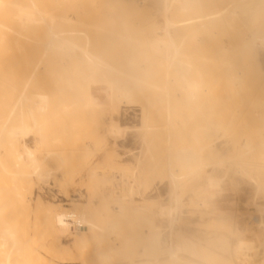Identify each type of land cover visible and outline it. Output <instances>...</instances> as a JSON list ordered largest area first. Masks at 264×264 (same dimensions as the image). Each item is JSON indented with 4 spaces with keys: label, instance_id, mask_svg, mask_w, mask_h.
I'll list each match as a JSON object with an SVG mask.
<instances>
[{
    "label": "rangeland",
    "instance_id": "374dc122",
    "mask_svg": "<svg viewBox=\"0 0 264 264\" xmlns=\"http://www.w3.org/2000/svg\"><path fill=\"white\" fill-rule=\"evenodd\" d=\"M136 34L144 37L145 40L144 32L136 30L134 35L139 37ZM135 37L133 36L130 42L136 44L139 50L140 47L142 48L140 51L137 50L138 53L135 55L137 61L138 54L145 56L142 51L144 50V53L148 48L143 45V38L140 43H137L141 38ZM134 38L137 41H133ZM227 40L236 44L238 42L240 45L234 51L233 60L238 61L235 68L239 71L243 67L249 76L253 75V82L249 81L244 86L241 85L239 92L236 90L237 86L223 80L220 83H223L222 86L219 84L216 90L220 89L222 94L226 91L225 94L230 93L232 96L238 95V92H244L248 100L247 109L252 111L256 109L255 103L264 98V43L259 47L248 45L244 47L240 38ZM125 41H129V38ZM150 48L154 52H151ZM210 48L204 51L205 55L204 52L202 53L207 57L206 61L213 59L210 56H218L220 53L219 50L211 48V51L215 52L213 54ZM119 49L120 46L112 50L116 53ZM124 49L126 48L121 46V52L117 53L124 54ZM148 51L150 54L154 53L151 54L154 56H150L147 52L148 56L145 59L151 57L155 61L158 60V54L154 48L149 47ZM251 51L254 54H251ZM207 52L210 53L207 54ZM144 56L142 59L139 57L138 61L144 62ZM158 64L161 62L159 61ZM157 65H153V68L150 66V69H153L149 73L151 78H156L161 73V70L159 72L161 65H158L160 68L156 67ZM69 66L71 65L63 66L62 63H58L53 68L54 71L50 70L51 76H45L46 78L44 77L33 86V88H45L46 85L52 87L54 106L59 107L66 101L67 104H74H71L72 110L76 111V114L70 109L69 112L53 111L50 116L45 115V119L39 118L40 127L35 131L39 128L41 131L32 132L28 138V144L37 163L43 165L40 171L33 175L18 176L17 171L23 170L25 173L28 164L21 165V161L18 162L15 150L9 153L4 152L0 146L2 159L0 226L9 227L15 233L16 259L19 261L26 259L32 264H49L50 262L89 264L93 262V259L109 261V264H147L139 260L154 256L152 252L149 254L151 251L149 240L144 237L151 222H159L160 228L165 226L164 230L167 232L170 227L171 230L175 228L173 230L175 236L183 238L187 235L189 241L199 244L193 246L197 251V257L205 263H209V260L213 258L212 253L207 254L210 252L207 248L210 245L209 238L216 232H226L230 241L241 236L251 238L254 245H259L257 235L262 232L264 235V231L257 227L260 220H264V192L257 194L256 185L264 182V175L251 165L264 161V158L259 151L252 149L253 147L240 156L239 152L226 148L224 143L235 142L240 136L248 137L250 140L257 139L258 137L254 138L256 131L264 125V121L258 118L260 112H255L257 115L255 118L234 119L224 133L221 128L205 129L203 127L207 122L211 125L222 122L221 118L211 117L207 111L212 103L210 95L199 101L198 110L192 108L190 111V107L188 109L186 105L182 107L183 111L182 109L172 110L168 121L172 124L173 151L181 145L197 146L196 140H200V134L202 135L200 138L203 136L207 138L206 140L203 137L204 139L202 138L200 142H209L212 138H218V144L222 147V151L217 155L206 157V161L210 164L201 176L189 173L192 177L191 182L183 188L181 202L177 207L176 193L173 192L169 173L173 171L182 177L192 172L194 167L183 166L181 162L175 160L174 156L169 163L165 154L161 162H156L157 159H154L155 163L152 165L149 158L151 151L165 150L167 146L164 135L153 136L147 130L149 125L155 124V117L156 124L167 122L166 117L163 116L166 114L162 110V105L159 106V102V105L156 104L160 109L158 110L155 108V100L152 99L153 107L148 103L151 114L143 115L144 98H122L119 103L113 104L110 98L107 99L110 93L108 85L98 82L95 77L84 84L72 86L68 76L69 68H71ZM7 70L8 68L5 69ZM154 71L158 73L155 74ZM202 73L205 76L206 73L209 75V77L201 75L205 79L208 78V80L203 79L204 82L213 79V72L210 69H204ZM74 92L79 94L84 92V96L74 99L72 96ZM75 102L79 104L81 110L75 109L77 108ZM156 110L161 113L155 112ZM164 119H166L165 122H163ZM27 120L30 122L32 118L27 116ZM75 126L79 127L75 128ZM197 127L200 131L199 133L196 131L198 135L193 132L194 129L197 130ZM150 136L154 137L153 144H151ZM17 149L20 150L19 147ZM235 162L241 164L237 165ZM244 169L249 173L244 174L242 172ZM210 178L212 184L209 183ZM197 188L201 191V196L195 195ZM163 190H166L165 194H162ZM162 205L177 207L173 213L174 222L165 214L161 215L159 208ZM159 212L160 215L155 214ZM169 220L174 225L169 223ZM111 221L119 222L122 234L118 236L117 232L114 237L105 236L104 238V229ZM205 235L206 239H204ZM110 243H113L114 250L110 249ZM196 245L200 247V250ZM204 246L207 248L204 249ZM140 254L143 255L139 256ZM254 261L257 260L253 259ZM258 263L261 264V260H258Z\"/></svg>",
    "mask_w": 264,
    "mask_h": 264
},
{
    "label": "bare ground",
    "instance_id": "6f19581e",
    "mask_svg": "<svg viewBox=\"0 0 264 264\" xmlns=\"http://www.w3.org/2000/svg\"><path fill=\"white\" fill-rule=\"evenodd\" d=\"M136 30L145 33V40L144 37H140V33L136 34L141 38L137 43H140L143 38L145 48L149 50V47H152L158 54H155L158 56L157 63L149 57L152 61L151 64L155 63L154 66L159 61L161 62L158 64L161 65V68L156 66L160 68L159 72L161 70L156 78H151L149 74L150 71H153V65L150 64L148 58L145 59L148 56L147 52L149 53L147 49L144 53V50L142 51V54H145V56L142 55L144 62L138 61L139 57L142 59V56H139L141 53L138 54L136 61L135 55L142 49L140 47L139 50L136 44L130 42L132 37H135ZM128 38L129 41H125ZM237 38L241 39L244 47L246 45L251 47L263 45L264 0H0V146L4 152L9 153L15 150L18 162L21 161V165L28 164L25 173L23 170L17 171L18 176L33 175L40 171L43 165L37 163L28 144L30 134L41 131L40 128L35 130L40 127V120L45 119V115L50 116L53 111L63 112L61 110H65L69 112L74 104H67L65 101L66 103L64 102L59 107L54 106L52 87L46 85L47 88H33V86L45 76H51L50 70H53L58 63H62L63 66L71 65L68 76L72 86L84 84L90 78L95 77L98 82L108 85L110 93L108 92L107 99L110 98L113 104L119 103L122 98H144V103L141 101L143 115L151 114L148 103L152 106V99L155 100V108L158 109L157 106L162 105V110L166 114L163 116L166 117L167 122L161 123V119H159L160 124H156L155 117V124L149 125L147 130L153 136L161 135L162 137L164 135L167 146L165 150L151 151L149 158L152 165L155 163L154 159H157L156 162H161L160 160L164 158L165 154L169 163L174 156L175 160L181 162L183 166L192 165L194 167L192 172H188L182 177L173 171L169 173V180L173 192L176 193L175 200L178 207L183 188L191 182L192 177L189 173L201 176L210 164L206 161V157L217 155L222 151V147L218 144V138H212L209 142H200L203 137L205 138V136L200 138L202 136L200 134V140H196L197 146L181 145L173 151L171 147L172 124L168 121L171 118L172 110L182 109L186 105L192 111V108L199 107L201 99L210 95L212 103L207 111L211 117L221 118L222 122L213 125L207 122L203 126L205 129L221 128L226 133L234 119L238 117L255 118L256 111L260 112L258 118L264 121V98L255 103L257 110L249 111L245 93H239L240 86L252 81L253 75L249 76L243 67L239 71L235 68L238 61L233 60L234 51L240 45L238 42L236 44L227 39ZM119 46L120 49L121 46L126 48L124 54L117 53L121 52L120 49L116 51L117 54L115 51L113 52L112 49L115 50V47ZM209 47L219 50L220 53L218 56H210L213 59L206 61L207 57L204 56L206 53L204 51ZM211 48L210 52L215 54ZM150 51L154 52L151 48ZM151 54L149 53L153 57L154 55ZM251 54L254 53L251 51ZM156 67L154 68L156 69ZM4 68H8V70L5 71ZM204 69H210L213 72V79L209 82L203 81V79L208 80V78H203L205 76L202 75ZM153 73L158 72L154 71ZM207 75L208 73H206ZM223 80L237 86L238 95H233V97L230 93L225 94L226 91H223L224 94H222L220 89L216 90ZM222 84L220 85L222 86ZM72 96L74 99L82 98L84 92H80V94L74 92ZM76 107L77 111L81 110L79 104ZM203 109L201 110L203 111ZM158 110L155 112L158 113ZM74 113L76 114V111ZM27 116L32 118L29 120L32 121L31 124H29ZM79 119L77 120L79 121ZM79 126H75V128ZM199 127L197 130L194 129V134L198 135L196 131ZM199 129L201 131V127ZM153 136H150L151 144L155 141ZM254 138V140H250L248 137L240 136L235 142L226 141L224 146L239 152L240 156L249 152L253 147L252 149L259 151L264 158V125L258 128ZM205 139L207 140V138ZM18 147L20 150L17 149ZM24 157L27 159L26 161ZM235 163L241 164L240 162ZM0 165H2L1 151ZM251 166L264 175V161ZM168 167L170 170L169 164ZM242 172L246 174L248 170L244 169ZM256 180L258 179L256 178ZM209 183L212 184L211 178ZM256 186L257 194L264 192V182H259ZM165 191L163 190L162 194H165ZM195 195L201 196L199 188ZM177 207L162 205L159 211H161V215L165 214L174 222L173 213ZM155 214L160 215V212ZM173 222L171 223L173 224ZM158 223L151 222L147 233L144 234V237L148 238L151 248L148 253H153L154 256L139 261L147 264H257V261L261 260V264L264 263L263 232L257 235L258 246L254 245L251 238L241 236L230 241L227 233L223 231L216 232L211 237L207 236L210 237V245L208 244V248L204 246V249H209L210 252L207 254L211 255L212 253L213 258L209 260V263H205L197 257V251L193 246L197 243L193 244L192 240L189 241L187 235L183 238L175 236L173 232L175 228L171 230L170 226L171 229L169 228L167 232L164 230L165 226L160 228ZM257 227L264 231L263 219L260 220ZM120 229L119 222L111 221L104 229L103 237H114L117 232L119 236L122 234ZM198 236L201 235L198 234ZM204 239H206V235ZM109 245L111 250L115 249L113 243ZM16 248L15 233L9 227L0 226V264H32L28 263L30 261L26 259L24 261L16 259ZM201 248L203 249V247ZM198 249L200 250V247ZM148 253L144 254L149 255ZM141 255L143 254L139 256ZM253 259L257 261L253 262ZM94 260L96 259H93V262H89V264H109V261ZM49 264L56 263L50 262Z\"/></svg>",
    "mask_w": 264,
    "mask_h": 264
}]
</instances>
